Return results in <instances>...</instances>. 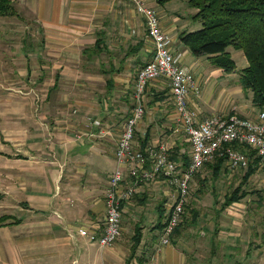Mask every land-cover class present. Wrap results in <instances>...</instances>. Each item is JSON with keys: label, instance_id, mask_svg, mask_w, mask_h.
I'll return each instance as SVG.
<instances>
[{"label": "crops", "instance_id": "crops-1", "mask_svg": "<svg viewBox=\"0 0 264 264\" xmlns=\"http://www.w3.org/2000/svg\"><path fill=\"white\" fill-rule=\"evenodd\" d=\"M13 1L28 8L43 35L36 52L37 63L27 75L36 72L45 87L51 88L45 99H12L0 105L9 119L6 149L0 153L5 159L6 194L5 212L0 217L9 218L0 227V235L4 234L0 239V264H187L184 251L176 248L178 239L180 247H211L212 256L218 248L225 252L246 247V258L251 247H259L254 257L257 260L262 255L264 235H241L238 222L228 218H239L230 210L244 199L226 208L222 207L223 199L215 211L218 218L228 212L225 220L233 231H225L219 224L207 239L205 232L194 233L203 215L191 209V220L185 213L173 243L156 244L155 237L161 235L157 228L162 232L164 229L159 227V221L164 217L166 222L175 199L174 188L167 187L163 177L141 184L134 197L123 203L122 233L113 246L103 248L90 238L100 236L104 229L105 195L118 168L116 147L133 112L137 74L152 60L154 44L144 19L128 0ZM156 3L147 0L151 8L155 9ZM160 17L163 30L173 38L171 51L181 66L194 73L202 89V94L188 98L199 118L228 114L233 109L244 117L255 118L256 108L246 103L249 97L240 77L239 81L230 80L208 57L195 56L183 45L180 34L191 30L186 31L189 27L180 24L185 22L182 17ZM200 64L205 70L201 71ZM246 66L247 61L243 67ZM199 68L200 72H195ZM144 105L135 144L144 147L167 142L171 154L184 163L190 155V141L179 124L166 79L148 84ZM225 170L227 163L213 179L219 180ZM214 196V204H218L216 193ZM151 200L156 202L159 221L146 235L141 225L154 210ZM194 211L198 212L195 222ZM81 228L86 235L79 232ZM138 228L142 240L135 249L133 238ZM222 257L224 260L226 255Z\"/></svg>", "mask_w": 264, "mask_h": 264}, {"label": "built area", "instance_id": "built-area-1", "mask_svg": "<svg viewBox=\"0 0 264 264\" xmlns=\"http://www.w3.org/2000/svg\"><path fill=\"white\" fill-rule=\"evenodd\" d=\"M128 1L144 19L148 36L154 44V55L136 77L135 105L119 138L115 151L118 168L110 178L105 195L104 229L100 236H90L103 248L113 246L121 236L123 203L130 201L138 187L145 182L163 177L175 191V199L169 208L160 239V244L165 246L170 244V239L183 221L193 178L208 163L221 156L226 159L228 167L235 171L248 168L252 159H258L264 168V110H259L255 118L244 117L233 109L228 114L200 119L190 108L188 98L191 94L200 95L201 87L194 73L181 66L171 51L173 38L163 30L159 11L149 7L147 0ZM156 79L169 82L179 124L190 141L188 165L172 159L167 142L144 147L135 144L136 126L145 114L144 95L148 84ZM79 232L87 234L84 228Z\"/></svg>", "mask_w": 264, "mask_h": 264}, {"label": "rangeland", "instance_id": "rangeland-1", "mask_svg": "<svg viewBox=\"0 0 264 264\" xmlns=\"http://www.w3.org/2000/svg\"><path fill=\"white\" fill-rule=\"evenodd\" d=\"M153 5L159 15H167L174 20L173 17L178 15L182 21L181 25L188 26L186 31H195L202 27L200 21H196L193 16L197 13L195 8H192L188 4V0H171L164 5L158 3ZM17 15L0 17V105H5L8 100L19 99V100H42L46 98L47 89L51 88L44 84V80L40 81V76L34 72V75L28 71H32L34 65L37 63L36 52L39 47V42L42 38V33L39 30V25L36 23L35 16L26 8L16 3ZM158 6L159 9H158ZM232 53V57L237 63V69L234 73L227 74L230 80L239 81V77L243 66L246 65L245 56L242 51L229 49ZM244 62L245 65L242 63ZM201 71L205 70L203 64H200ZM195 72H200V68ZM200 74V73H198ZM197 74V75H198ZM50 78V77H48ZM47 78V79H48ZM54 78V76H51ZM136 82V81H135ZM241 83V82H240ZM248 99L246 103L249 106L255 107L252 103V92L247 91ZM202 94V89H201ZM215 97V94H213ZM243 98L245 96L243 95ZM134 101V94L133 100ZM256 108V107H255ZM5 108L0 107V153L1 150L6 149L5 130L8 124V118L6 117ZM256 112L259 109L256 108ZM5 159L0 157V214L5 212V174L3 167H5ZM245 170L233 171L227 165V170L222 172L220 179L215 181L211 170L206 167L200 173L195 175L194 182L191 183L190 198L188 206L186 207V219L191 220V209L199 211L202 214V221L199 222L200 228L192 230L194 233H206V239L214 232L216 225L222 226L225 231H233L230 228V224L226 222L228 212L224 211L218 218L215 211L219 210L221 202L224 199V195L235 189L244 175ZM206 179V183L203 180ZM167 183V182H166ZM167 187L170 185L167 183ZM172 187V186H170ZM173 188V187H172ZM246 190L249 195L242 200V204L231 208V212L239 215V218H234L230 215L228 218L231 221L238 222L237 230L238 233L246 234L254 232L260 236L264 235V168L261 167L256 175L250 180L246 186ZM214 193H216L219 203L214 204ZM152 205L151 217L143 221L141 226H145L146 235L150 227L153 226L154 222L159 221L158 211L155 212V200L150 201ZM17 215H20L16 213ZM199 215V216H200ZM243 215V216H242ZM242 216V217H241ZM241 224V225H239ZM197 226V225H195ZM160 237L156 238V244L159 243L163 232L162 229H158ZM164 231V229H163ZM186 231V230H185ZM199 238L198 235L194 236ZM0 239H4V234L0 235ZM174 236L170 239V243H173ZM260 237L258 238V240ZM187 240V238L185 239ZM187 241L193 243L192 239L189 238ZM206 243V242H205ZM199 243L197 242L196 245ZM179 239L177 240L176 248L182 249L187 258V264H264V245L260 247L262 255L256 260L254 259L255 254L259 247H251L252 252L249 257L246 256V247H233L232 249L224 250L222 252L220 248L216 249L215 256H212L210 250L211 247H180ZM179 246V247H177ZM222 255H226L224 260ZM228 255H232L231 258ZM4 256V253H3ZM4 260V258H3Z\"/></svg>", "mask_w": 264, "mask_h": 264}, {"label": "trees", "instance_id": "trees-1", "mask_svg": "<svg viewBox=\"0 0 264 264\" xmlns=\"http://www.w3.org/2000/svg\"><path fill=\"white\" fill-rule=\"evenodd\" d=\"M169 1L171 0H158V3L164 5ZM188 4L197 10L193 18L200 21L202 27L195 31L182 32L180 39L183 45L188 47L195 56L208 57L215 67L226 74L234 73L237 69V63L229 49L242 51L247 66L240 74L241 85L245 92H252L254 106L264 110V0H188ZM17 14L13 0H0V17ZM235 148L238 146L235 145ZM172 159L177 160L173 155ZM183 161L185 165H188L189 157L186 156ZM224 163L226 159L217 156L206 166L211 168L214 177L218 178ZM260 168L258 159L250 161L240 184L225 195L223 208L240 202L248 196L246 185ZM193 214V222H195L198 212L194 211ZM163 219L164 217L159 221V227L162 228L166 224ZM7 220H9L7 216H1L0 227L5 226ZM181 227L182 223L175 234ZM133 240L136 249L142 240L140 228L136 230Z\"/></svg>", "mask_w": 264, "mask_h": 264}]
</instances>
